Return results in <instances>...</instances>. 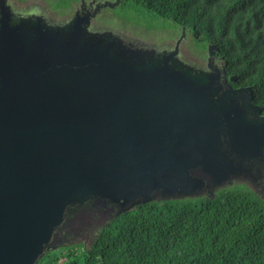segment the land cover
I'll list each match as a JSON object with an SVG mask.
<instances>
[{"label": "water", "instance_id": "obj_1", "mask_svg": "<svg viewBox=\"0 0 264 264\" xmlns=\"http://www.w3.org/2000/svg\"><path fill=\"white\" fill-rule=\"evenodd\" d=\"M121 3L60 23L0 9V264H37L91 211L94 239L153 200L238 182L264 199L253 88L231 85L214 43L198 63L91 23Z\"/></svg>", "mask_w": 264, "mask_h": 264}, {"label": "trees", "instance_id": "obj_2", "mask_svg": "<svg viewBox=\"0 0 264 264\" xmlns=\"http://www.w3.org/2000/svg\"><path fill=\"white\" fill-rule=\"evenodd\" d=\"M120 6L153 24L186 27L201 52L216 44L226 72L238 77L231 85L251 86L264 114V0H122ZM90 213L82 218L99 217ZM37 264H264V199L238 182L211 198L153 200L111 220L89 245H61Z\"/></svg>", "mask_w": 264, "mask_h": 264}, {"label": "flooded vegetation", "instance_id": "obj_3", "mask_svg": "<svg viewBox=\"0 0 264 264\" xmlns=\"http://www.w3.org/2000/svg\"><path fill=\"white\" fill-rule=\"evenodd\" d=\"M105 0H0V9L8 7L12 15H28L29 17H42L47 21L51 20L53 23H60L72 15H75L78 11L84 9L85 12H92L95 9L96 3L104 2ZM115 10L111 7L102 8L99 12L91 18V23L96 24L97 28L105 29L109 27L112 31L121 30L123 36L142 38L140 32L134 28L124 27L115 22V18L121 20V17L117 16L116 13L112 12ZM16 16V17H17ZM111 20V21H110ZM125 20V19H124ZM137 26V23L136 25ZM161 37L158 43L163 47L174 48L175 45L179 44V48L187 47L189 44L193 46L191 35L188 31L183 38L182 27L177 30H169L168 28H162V33L159 34ZM156 45V44H153ZM197 49V47H196ZM249 185L252 182L248 183Z\"/></svg>", "mask_w": 264, "mask_h": 264}, {"label": "rangeland", "instance_id": "obj_4", "mask_svg": "<svg viewBox=\"0 0 264 264\" xmlns=\"http://www.w3.org/2000/svg\"><path fill=\"white\" fill-rule=\"evenodd\" d=\"M114 9L115 10H112V12L116 13L117 16L121 17V20L115 18V22L121 25H125L124 27H128L131 29L138 28L137 30L141 34V36L139 37H142V38H136L133 36L131 37L126 36V38L133 39L138 42H142L148 46L163 47L161 45L163 43H158V40L161 37L159 34L162 33V28H168L169 30L175 29L179 31V28H177L173 24V22L157 20V21H154L155 23L153 24V23H150L148 20L150 19V17L143 13H138V12L135 13L129 8H126L123 6L121 7L120 5L115 7ZM136 23H137V26H135ZM105 28H109V27H105ZM118 32L122 33L121 30H118ZM153 44H156V45H153ZM192 44L193 46L189 44L187 47H181V54L187 59L196 61L198 63H203L204 61H206L207 51L205 50L204 52L203 51L201 52L198 49H196V47L198 46L194 43V41H192ZM102 219H103V215L95 219L91 217L87 219H84L82 217H77L73 221L74 233L72 237L69 235L66 239H63L62 243L72 244L75 242L82 241V242H85L87 245H89L93 239L92 237L95 235V233H93L92 230L96 231L95 229L100 227L101 225L100 222L102 221ZM82 221L83 223L81 224ZM76 246H79V245L76 244ZM79 247L77 248L79 249Z\"/></svg>", "mask_w": 264, "mask_h": 264}]
</instances>
